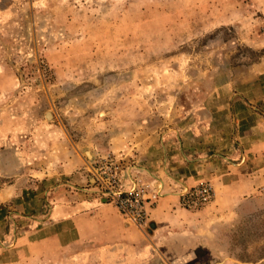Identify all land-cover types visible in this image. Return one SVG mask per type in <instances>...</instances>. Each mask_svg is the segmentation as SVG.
<instances>
[{
    "label": "rangeland",
    "instance_id": "374dc122",
    "mask_svg": "<svg viewBox=\"0 0 264 264\" xmlns=\"http://www.w3.org/2000/svg\"><path fill=\"white\" fill-rule=\"evenodd\" d=\"M239 97L264 103V0H0V130L10 119L25 128L32 116L56 126L89 164L97 195L113 203L134 189L145 229L168 178L165 161L162 176L149 168L148 149L158 159L161 144L180 155L182 137L192 146L189 137L206 135L188 159L220 158L212 137L233 139L230 104ZM200 183L213 190L207 180L182 186L179 204ZM213 199L214 190L202 206H180L199 211ZM247 199L215 223V264H264V186ZM8 211L0 205L5 246Z\"/></svg>",
    "mask_w": 264,
    "mask_h": 264
},
{
    "label": "crops",
    "instance_id": "0c3cea01",
    "mask_svg": "<svg viewBox=\"0 0 264 264\" xmlns=\"http://www.w3.org/2000/svg\"><path fill=\"white\" fill-rule=\"evenodd\" d=\"M259 104L245 97L231 102L233 139L226 140L224 131L212 137L216 160L187 157L206 135L189 137L192 146L182 137L180 155L161 144L158 159L156 149H148L149 168L161 175L156 169L165 161L168 178L160 180L166 192L149 209L146 229L96 194L89 164L56 126L48 129L39 116L25 121V128L10 119L9 129L0 130V205L8 203L12 241L0 245V264H215V223L264 186ZM49 162L55 168L48 169ZM206 180L214 190L211 204L199 211L182 208L180 188Z\"/></svg>",
    "mask_w": 264,
    "mask_h": 264
},
{
    "label": "built area",
    "instance_id": "2783aa9c",
    "mask_svg": "<svg viewBox=\"0 0 264 264\" xmlns=\"http://www.w3.org/2000/svg\"><path fill=\"white\" fill-rule=\"evenodd\" d=\"M106 158H104L102 166L99 168L102 172L103 166H106ZM114 169L109 168V178L111 180V186L117 185V178L112 174ZM99 179V176L97 177ZM134 190V189H133ZM127 191V193L118 192L117 196L113 199V204L118 208L120 213L134 225L139 228H144L147 223V212L144 206V201L137 197L135 192ZM213 196V190L207 183H200L194 187L184 190L180 194V205L187 209H194L208 203ZM151 200L158 199V195L153 193ZM151 201V202H153Z\"/></svg>",
    "mask_w": 264,
    "mask_h": 264
},
{
    "label": "bare ground",
    "instance_id": "6f19581e",
    "mask_svg": "<svg viewBox=\"0 0 264 264\" xmlns=\"http://www.w3.org/2000/svg\"><path fill=\"white\" fill-rule=\"evenodd\" d=\"M48 117V116H47ZM162 264V263H161Z\"/></svg>",
    "mask_w": 264,
    "mask_h": 264
}]
</instances>
